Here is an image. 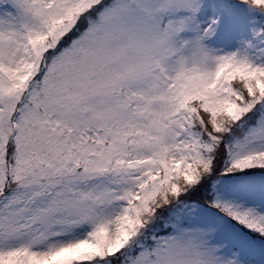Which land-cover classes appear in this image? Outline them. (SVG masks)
<instances>
[{
	"label": "snow or ice",
	"instance_id": "snow-or-ice-1",
	"mask_svg": "<svg viewBox=\"0 0 264 264\" xmlns=\"http://www.w3.org/2000/svg\"><path fill=\"white\" fill-rule=\"evenodd\" d=\"M0 264H264V0H0Z\"/></svg>",
	"mask_w": 264,
	"mask_h": 264
}]
</instances>
